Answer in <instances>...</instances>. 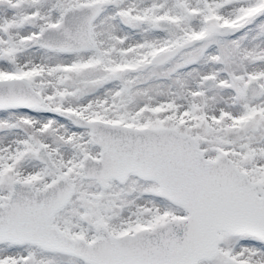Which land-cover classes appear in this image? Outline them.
Masks as SVG:
<instances>
[{"label":"snow or ice","instance_id":"obj_1","mask_svg":"<svg viewBox=\"0 0 264 264\" xmlns=\"http://www.w3.org/2000/svg\"><path fill=\"white\" fill-rule=\"evenodd\" d=\"M0 264H264V0H0Z\"/></svg>","mask_w":264,"mask_h":264}]
</instances>
